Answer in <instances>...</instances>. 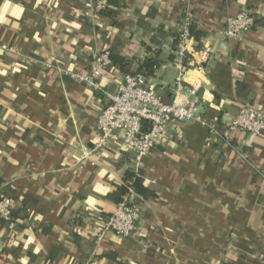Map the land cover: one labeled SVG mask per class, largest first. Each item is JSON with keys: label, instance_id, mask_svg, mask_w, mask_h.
Segmentation results:
<instances>
[{"label": "crops", "instance_id": "1", "mask_svg": "<svg viewBox=\"0 0 264 264\" xmlns=\"http://www.w3.org/2000/svg\"><path fill=\"white\" fill-rule=\"evenodd\" d=\"M93 1L0 0V195L13 207L0 223V264H264V130L226 143L200 122L170 121L135 163L120 145L94 149L105 99L70 75L104 47L128 72L154 58L146 79L157 95L186 104L187 89L206 85L200 113L225 133L241 105L264 112V0L193 1L194 44L207 56L194 54L200 68L188 65L178 94L173 34L184 0H112L113 16L87 14ZM242 8L255 24L225 37ZM127 169L154 195H137L130 236L98 240Z\"/></svg>", "mask_w": 264, "mask_h": 264}, {"label": "built area", "instance_id": "2", "mask_svg": "<svg viewBox=\"0 0 264 264\" xmlns=\"http://www.w3.org/2000/svg\"><path fill=\"white\" fill-rule=\"evenodd\" d=\"M193 1H183L177 25V41L173 49L177 69L174 79L176 94L184 88L188 65L196 64L195 66L200 68V65L193 60L194 54L198 51L201 59H206L207 56L206 49L200 51L195 48L194 40L190 35ZM106 6L107 0H94L87 14L99 13ZM255 21L254 14L242 8L236 15L227 17L223 35L229 38L237 37L244 30L253 27ZM110 53L105 47L93 51L90 55L88 71L70 73L74 79L105 99V104L96 119L94 141L96 151L111 145H120L133 153V160L137 163L165 138V127L170 121L200 122L207 128L208 134L215 137L214 140L219 139L226 143L234 131L258 136L264 130V112L249 104H243L226 123V132L222 133L214 123L207 121L201 115L199 110L201 100L196 95V87L187 89L193 98L186 104L175 101L165 102L142 73L138 71L119 73L112 67ZM108 82L113 84V89L107 88ZM136 197L133 188L128 187L122 199L116 203L112 214L103 220L97 236L98 240L107 231L120 237H128L132 234L139 211ZM12 208L10 197L0 195V218L9 220Z\"/></svg>", "mask_w": 264, "mask_h": 264}, {"label": "trees", "instance_id": "3", "mask_svg": "<svg viewBox=\"0 0 264 264\" xmlns=\"http://www.w3.org/2000/svg\"><path fill=\"white\" fill-rule=\"evenodd\" d=\"M112 4L115 5V2L112 0H107V6L100 11V14L106 15V16H113L114 12L112 9H108V5ZM190 35L192 36L194 41H199L201 34L196 31V29L193 27V25L190 26ZM173 47L176 44L177 41V33L173 34ZM196 49H200L199 45H194ZM110 59L112 61V67L117 68L120 72L126 73L128 72L129 67V61L123 58L122 56L112 54L110 53ZM158 65V61L154 58H146L143 62L139 64L138 72L142 73L144 76H151L155 70V68ZM132 187L134 192L141 196V197H149L153 196L154 194L152 191H150L143 183V179L139 171L137 169H127L125 171L124 177H123V184L117 185L116 190L111 195L113 201L115 203H118L124 194L127 192V188ZM111 213H108L106 215L109 216ZM13 219V215L11 212V218ZM9 219V220H10ZM3 221H6L5 219L0 218V223Z\"/></svg>", "mask_w": 264, "mask_h": 264}, {"label": "water", "instance_id": "4", "mask_svg": "<svg viewBox=\"0 0 264 264\" xmlns=\"http://www.w3.org/2000/svg\"><path fill=\"white\" fill-rule=\"evenodd\" d=\"M214 60H215V59H212L211 61L214 62ZM211 61L209 62V65H210ZM204 88H206V85H202V86L196 91V95L199 96V97H201Z\"/></svg>", "mask_w": 264, "mask_h": 264}]
</instances>
